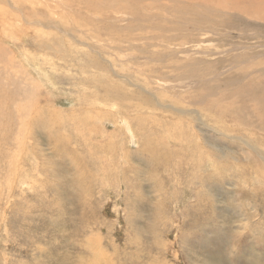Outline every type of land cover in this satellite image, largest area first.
Masks as SVG:
<instances>
[{
    "label": "rangeland",
    "instance_id": "rangeland-1",
    "mask_svg": "<svg viewBox=\"0 0 264 264\" xmlns=\"http://www.w3.org/2000/svg\"><path fill=\"white\" fill-rule=\"evenodd\" d=\"M109 1L0 0V264H264L263 19Z\"/></svg>",
    "mask_w": 264,
    "mask_h": 264
},
{
    "label": "bare ground",
    "instance_id": "bare-ground-1",
    "mask_svg": "<svg viewBox=\"0 0 264 264\" xmlns=\"http://www.w3.org/2000/svg\"><path fill=\"white\" fill-rule=\"evenodd\" d=\"M120 1H123L126 4V6H114L111 8L109 5H107V7H103V6H99V4L95 5V3H93L92 5L93 6L95 5V6L92 9H90L89 12L95 13L97 17L98 16L100 17L101 13L105 12L106 10H118V11H124V12H125V10H127L129 12L131 10L136 11L139 7L145 6V5L150 6V5L154 4L155 6L162 7V6L170 3L172 6L177 7L179 10L187 9L195 15H197V13H198V15L200 14L202 16V20H204L205 18L203 16V14H201V11H200V13L198 11V5L194 4L196 1L198 4L202 3V2H204V3L208 2V4L213 7L212 8L213 10H212V13L210 14V17L213 15H216V14H221L225 10V11L237 13L233 17H244V19H245V17H248L251 20L263 19V20H261V22L264 21V0H111V1H109V3H112L114 5H120ZM193 5H194V7H192ZM199 6H200V4H199ZM199 8H202V7H199ZM210 9H211V7H210ZM139 10H141V8H139ZM133 17H135L137 20H142V21L145 20V22H146L145 9H144V15H141L138 12H135L133 14ZM208 17H209V15H208ZM97 23H98L97 21L94 22L95 25ZM191 28L192 27L185 25V24H175L174 25L176 35H178V36H182L181 33L185 32V31L188 32V30H191ZM185 36H187V35H185ZM182 38H185V37L182 36ZM244 99H245V97H244ZM258 101L264 102V95L259 96ZM262 106L264 107V104H262ZM22 125L23 126H21V127L23 128L25 126V124H22Z\"/></svg>",
    "mask_w": 264,
    "mask_h": 264
}]
</instances>
